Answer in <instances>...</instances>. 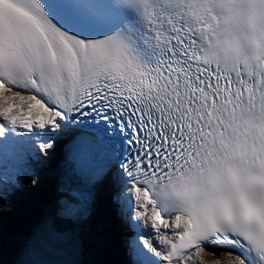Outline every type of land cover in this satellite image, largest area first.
Returning a JSON list of instances; mask_svg holds the SVG:
<instances>
[{"label": "snow or ice", "instance_id": "snow-or-ice-1", "mask_svg": "<svg viewBox=\"0 0 264 264\" xmlns=\"http://www.w3.org/2000/svg\"><path fill=\"white\" fill-rule=\"evenodd\" d=\"M114 220L120 264H264V0H0V264H112Z\"/></svg>", "mask_w": 264, "mask_h": 264}, {"label": "rangeland", "instance_id": "rangeland-1", "mask_svg": "<svg viewBox=\"0 0 264 264\" xmlns=\"http://www.w3.org/2000/svg\"><path fill=\"white\" fill-rule=\"evenodd\" d=\"M52 164H53V166L55 165V163L54 162H52ZM27 228H25L24 230H26ZM21 232H23V231H21Z\"/></svg>", "mask_w": 264, "mask_h": 264}]
</instances>
